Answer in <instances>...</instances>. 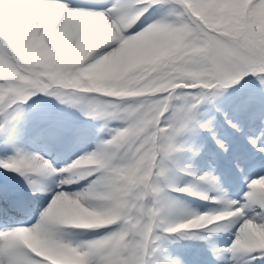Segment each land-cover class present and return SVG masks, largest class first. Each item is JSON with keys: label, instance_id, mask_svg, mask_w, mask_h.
<instances>
[{"label": "snow or ice", "instance_id": "obj_1", "mask_svg": "<svg viewBox=\"0 0 264 264\" xmlns=\"http://www.w3.org/2000/svg\"><path fill=\"white\" fill-rule=\"evenodd\" d=\"M0 170V264H194L169 241L220 225L264 264V0H0Z\"/></svg>", "mask_w": 264, "mask_h": 264}, {"label": "rangeland", "instance_id": "obj_2", "mask_svg": "<svg viewBox=\"0 0 264 264\" xmlns=\"http://www.w3.org/2000/svg\"><path fill=\"white\" fill-rule=\"evenodd\" d=\"M43 143H40V147H38V149L39 150H43V149H45L46 148V145H45V148H43ZM92 148V147H91ZM90 148V149H91ZM207 153V152H206ZM58 159V158H57ZM198 164H200V165H202L203 164V162L202 161H199V163ZM184 210H189L188 208L186 209V207L185 206H183L181 203H179L177 206H176V211L179 213V212H182V211H184ZM190 210H193V209H190ZM232 233V231H230V229H228L226 232H225V234L227 235V236H229V234H231Z\"/></svg>", "mask_w": 264, "mask_h": 264}, {"label": "trees", "instance_id": "obj_3", "mask_svg": "<svg viewBox=\"0 0 264 264\" xmlns=\"http://www.w3.org/2000/svg\"><path fill=\"white\" fill-rule=\"evenodd\" d=\"M63 107V106H62ZM70 111H73V112H75V110H70ZM77 116H81V117H83L84 119H87L86 117H84V116H82L81 114H79L78 112L77 113H75ZM102 122V121H101ZM103 123V122H102ZM187 138H188V140L189 141H191V140H193L194 138H196V136H195V133H192V132H189L188 134H187ZM187 181L188 182H191V177H185L184 178V180H183V183H187Z\"/></svg>", "mask_w": 264, "mask_h": 264}]
</instances>
